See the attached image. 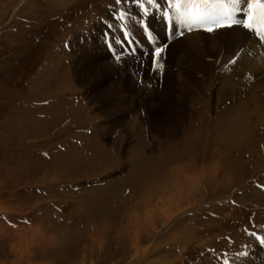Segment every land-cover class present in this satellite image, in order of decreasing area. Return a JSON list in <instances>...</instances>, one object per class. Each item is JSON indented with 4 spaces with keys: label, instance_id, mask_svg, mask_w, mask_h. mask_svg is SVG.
<instances>
[{
    "label": "rangeland",
    "instance_id": "obj_1",
    "mask_svg": "<svg viewBox=\"0 0 264 264\" xmlns=\"http://www.w3.org/2000/svg\"><path fill=\"white\" fill-rule=\"evenodd\" d=\"M129 3L0 0V264H264L263 74L183 69L180 43L116 61Z\"/></svg>",
    "mask_w": 264,
    "mask_h": 264
},
{
    "label": "bare ground",
    "instance_id": "obj_2",
    "mask_svg": "<svg viewBox=\"0 0 264 264\" xmlns=\"http://www.w3.org/2000/svg\"><path fill=\"white\" fill-rule=\"evenodd\" d=\"M155 21L156 22L154 23V27H157L159 20L156 19ZM179 27H183V25H179ZM157 31L161 32L160 35H162L163 27L158 28ZM144 40L145 39L143 38L142 45L145 46V44L148 43L143 42ZM175 43H180V45L177 48V52L181 53L178 57L179 59L178 61L183 63L182 66L183 69H186L187 63L193 61V66L195 64V66L198 68L196 72L199 71L198 73H201L202 70L205 72L211 70L209 72L210 76L208 75L209 78L213 77L215 74L214 72L218 70V72H220L218 78L220 79V82L223 81L225 84L234 83L235 82L234 77H238V76L240 77V75H243L244 77H242V80L248 83L250 80L246 81L244 79L255 77V75L253 74L258 71L259 73H262L264 76V43L260 42L257 36L253 32L243 28L242 26H233L230 28L225 27V28L217 29L216 31L211 33L206 31L193 30L189 34H186L185 36L177 40H173L171 42V45H173V50L176 49ZM149 47L152 46L151 45L146 46V48ZM141 48L142 46H140L139 49ZM145 50H149V49H145L144 47V49H142L141 51L143 52ZM161 57H164L163 54ZM216 64L217 65L219 64L220 70L217 68ZM191 69L193 70V68ZM187 72L190 74L192 73L191 70H187ZM231 72L235 74L231 75L230 74ZM249 72L250 74H248ZM190 81L194 82L197 80H193L190 77ZM262 84H264V77ZM183 87H185L188 91H190L187 88L188 84L184 83ZM255 98L257 100L256 103H257V110L260 113L259 115L263 116L264 110L261 108L262 105H260L263 99L261 100L260 97H255ZM202 137H204L202 135V132H200V136L198 133L195 136L193 143L200 144L199 141L204 140L202 139ZM198 146L200 147L201 145ZM216 148L218 149L219 147L216 146ZM261 156L258 154L256 159H259ZM174 170L175 169L166 171L165 174H162L161 178L159 179L161 180L163 179L164 182L167 179H169L167 181H170L172 176H174ZM199 173L202 175L203 171L202 173L201 172ZM202 177L204 179V175H202ZM180 179L182 180V178ZM183 180L184 181H182V183L180 182L179 185L180 187L178 186L179 188L177 189L178 190L177 192L176 190L174 192L175 187L169 188V190H171L173 194H180V195L186 194V192L188 194L193 189L194 191L196 190L195 188H191L192 185H194L195 180H193L194 183L192 182L190 177H184ZM158 192L161 193L162 191L158 190Z\"/></svg>",
    "mask_w": 264,
    "mask_h": 264
},
{
    "label": "snow or ice",
    "instance_id": "obj_3",
    "mask_svg": "<svg viewBox=\"0 0 264 264\" xmlns=\"http://www.w3.org/2000/svg\"><path fill=\"white\" fill-rule=\"evenodd\" d=\"M117 5L124 0H115ZM141 11L143 16L163 13L164 18L177 25H183L188 31L203 30L214 32L217 29L242 26L253 32L258 40L264 43V0H130ZM164 4L167 5L165 9ZM125 11L119 13L123 21ZM183 35V33H181ZM165 47L154 50V65L163 68L160 63ZM119 60V55L116 56ZM264 243V238H261ZM227 264V262H226Z\"/></svg>",
    "mask_w": 264,
    "mask_h": 264
}]
</instances>
